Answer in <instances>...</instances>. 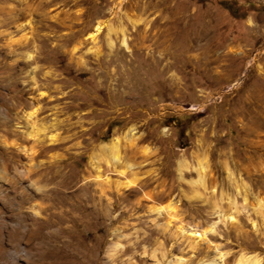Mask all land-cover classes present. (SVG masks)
I'll use <instances>...</instances> for the list:
<instances>
[{
  "label": "rangeland",
  "instance_id": "rangeland-1",
  "mask_svg": "<svg viewBox=\"0 0 264 264\" xmlns=\"http://www.w3.org/2000/svg\"><path fill=\"white\" fill-rule=\"evenodd\" d=\"M241 256L264 264V0H0V264Z\"/></svg>",
  "mask_w": 264,
  "mask_h": 264
},
{
  "label": "bare ground",
  "instance_id": "bare-ground-1",
  "mask_svg": "<svg viewBox=\"0 0 264 264\" xmlns=\"http://www.w3.org/2000/svg\"><path fill=\"white\" fill-rule=\"evenodd\" d=\"M105 26L104 21H98V23L94 26L92 31L89 33L90 37H96L102 30V28ZM28 127L30 128V131L28 132V136L36 137L38 135V132L36 131L35 123H28ZM39 130V129H38ZM119 142L120 140L118 138L114 139L111 143L105 144L102 146L103 152H101L97 157L99 158V162H102L103 159L109 162L110 158L119 160L121 158L120 152H119ZM200 174L205 173L206 171V165L204 161H200ZM183 166V165H182ZM244 257V256H243ZM242 256L235 262V264H259L261 260L253 259V260H246ZM249 259V258H248Z\"/></svg>",
  "mask_w": 264,
  "mask_h": 264
}]
</instances>
